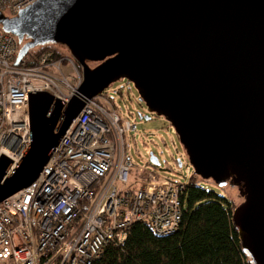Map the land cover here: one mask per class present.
Here are the masks:
<instances>
[{
    "label": "water",
    "instance_id": "95a60500",
    "mask_svg": "<svg viewBox=\"0 0 264 264\" xmlns=\"http://www.w3.org/2000/svg\"><path fill=\"white\" fill-rule=\"evenodd\" d=\"M0 25L29 38L18 60L61 43L83 75L69 102L29 95L31 143L17 163L0 157V202L37 180L87 99L127 77L172 124L195 174L239 189L234 224L264 264V0H38L16 16L0 10Z\"/></svg>",
    "mask_w": 264,
    "mask_h": 264
},
{
    "label": "built area",
    "instance_id": "2783aa9c",
    "mask_svg": "<svg viewBox=\"0 0 264 264\" xmlns=\"http://www.w3.org/2000/svg\"><path fill=\"white\" fill-rule=\"evenodd\" d=\"M37 1L0 0V10L12 17ZM20 49L0 25V157L15 163L31 143L29 95L69 102L83 80L75 87L64 71L72 56L49 52L32 63L18 60ZM111 98L103 91L87 99L37 180L0 202V264H94L108 245L124 246L136 222L157 236L180 228L189 180L162 175L151 160L130 179L136 165L125 138L137 124Z\"/></svg>",
    "mask_w": 264,
    "mask_h": 264
},
{
    "label": "trees",
    "instance_id": "16d2710c",
    "mask_svg": "<svg viewBox=\"0 0 264 264\" xmlns=\"http://www.w3.org/2000/svg\"><path fill=\"white\" fill-rule=\"evenodd\" d=\"M53 44L39 45L42 49L34 53L30 50L31 62ZM183 198V218L175 233L157 236L149 223L136 222L125 245H108L94 264H252L234 224V208L225 195L203 187L193 176Z\"/></svg>",
    "mask_w": 264,
    "mask_h": 264
},
{
    "label": "rangeland",
    "instance_id": "374dc122",
    "mask_svg": "<svg viewBox=\"0 0 264 264\" xmlns=\"http://www.w3.org/2000/svg\"><path fill=\"white\" fill-rule=\"evenodd\" d=\"M11 16L10 14H8ZM41 46L30 50L39 51ZM52 52L57 58L58 53L72 56L71 51L64 44L58 43L48 46L40 56L34 59L37 62L42 56ZM73 57V56H72ZM74 65L64 64V71L70 76L72 84L78 85V75H82V67L73 57ZM91 67L97 66L96 63H89ZM111 98L117 110L132 122L137 124V131H132L126 135L127 155L131 157L136 165L130 171V179H139V167H146L151 162V154L159 161V165L154 167L162 175L172 177L179 181L189 180L196 176V180L208 189H212L219 194L225 195L232 203L234 210L243 202L244 198L240 195L239 189L229 181L216 184L212 179H201L195 174L194 166L190 161L188 152L178 134L170 130V122L165 115H157L149 112L145 101H140V92L127 77H120L113 81L105 90ZM107 105V103H104ZM181 163V165H180Z\"/></svg>",
    "mask_w": 264,
    "mask_h": 264
},
{
    "label": "flooded vegetation",
    "instance_id": "af4514ba",
    "mask_svg": "<svg viewBox=\"0 0 264 264\" xmlns=\"http://www.w3.org/2000/svg\"><path fill=\"white\" fill-rule=\"evenodd\" d=\"M100 62H97L96 65H98Z\"/></svg>",
    "mask_w": 264,
    "mask_h": 264
}]
</instances>
